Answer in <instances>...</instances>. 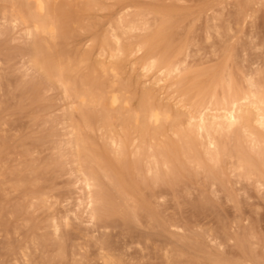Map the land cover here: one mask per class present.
Listing matches in <instances>:
<instances>
[{"label":"rangeland","instance_id":"rangeland-1","mask_svg":"<svg viewBox=\"0 0 264 264\" xmlns=\"http://www.w3.org/2000/svg\"><path fill=\"white\" fill-rule=\"evenodd\" d=\"M56 2L30 35L0 0V264H264L254 109L196 129L264 97V0Z\"/></svg>","mask_w":264,"mask_h":264},{"label":"bare ground","instance_id":"bare-ground-1","mask_svg":"<svg viewBox=\"0 0 264 264\" xmlns=\"http://www.w3.org/2000/svg\"><path fill=\"white\" fill-rule=\"evenodd\" d=\"M8 1L10 2V0ZM56 1L57 0H13L12 6L14 8L11 7L12 13H11L10 20L15 25L22 24V25L27 26L28 24H31L29 26H32V27L31 28L28 27V30H27L28 34L30 35L33 33H36V35L51 34L54 32L55 28L53 24L48 21V18L50 17V11H54V7H52V4L55 3ZM8 12L10 13V11ZM153 66H154V63H151L147 68L151 69L153 68ZM108 102H109V106L116 107L117 105L120 104V98L116 94L112 93L108 98ZM248 107H252L254 109L256 113V122L258 123L260 127L264 129V97H260L255 94L245 95L238 100L234 99L230 101L228 107L222 108L221 113L219 115L217 114L213 116L214 119H220V120L224 119L225 122H220L216 124L215 121H209V115L207 114V112L210 111L211 109L206 108L205 111L200 112L196 116V119H197L196 129L199 132L208 133L209 131L213 129L221 130L222 128L224 129V127L232 128L233 126L239 125L243 122L248 112ZM144 119L145 120L147 119V122L149 123L158 124L163 119V117L160 112L153 110L149 113L148 117H146V114H145ZM209 146H212L214 147V149H217V144L215 141H212V140L209 141ZM89 178L84 179V184H85L86 189L88 190V204L94 205L96 203L97 198L94 196V191H93L94 183ZM51 228L53 231H56V227H55L53 219H52ZM100 255H101V258L104 257L102 256V253ZM23 257H24L25 264H29V260H28L29 255L24 253ZM112 257L111 256L110 258L105 257L104 259H102L104 260L103 263L104 264H114V261L111 259ZM15 258L17 260L16 256ZM115 260L117 261L116 258Z\"/></svg>","mask_w":264,"mask_h":264}]
</instances>
